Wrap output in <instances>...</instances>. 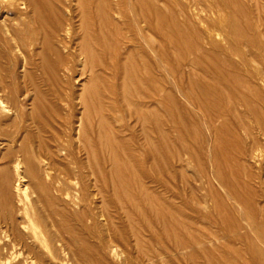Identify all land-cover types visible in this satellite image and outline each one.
<instances>
[{
  "label": "rangeland",
  "instance_id": "rangeland-1",
  "mask_svg": "<svg viewBox=\"0 0 264 264\" xmlns=\"http://www.w3.org/2000/svg\"><path fill=\"white\" fill-rule=\"evenodd\" d=\"M86 1L89 3L87 4ZM135 1L45 0L52 9L45 11L46 8L42 7L40 17L27 0H0V181L2 185L4 183L8 185L7 188L0 182V238L2 239L5 233L12 232L11 223L21 229V221L27 220L25 214L27 212L39 224L46 239L45 245L48 246L44 248L40 240H36L34 246L42 250L40 258L42 262L39 261L37 264L61 262L62 264L70 262L71 264H258L260 263L258 257L249 251L248 246L252 243L254 247L264 249L260 238L259 240L257 238L259 220L264 219L262 217L264 216V51H262L264 29L258 28L256 31L257 38L260 39V42L255 44L257 47L241 45L243 50L237 48V53L234 51L233 54L224 44L223 36L219 35V37L212 31V21L221 13L218 9V11L215 8L211 9L213 0H153L168 18L184 23V26L187 25L189 29L191 27L190 30H194L190 31L192 33L188 31V35L186 31L187 36L184 38L197 47L194 52H185L184 56V53L176 48L182 37H178L174 29L171 32L170 28L164 30L167 32L164 36L151 29H145L144 23L139 20L134 10ZM87 7L90 11L85 9ZM215 11L220 13H214ZM103 12L104 15L108 14L109 21ZM151 22L153 23V18ZM193 33L197 35L194 36ZM214 35L219 45L218 50L214 49V52L216 50L218 53L213 55L211 39H214ZM147 38L149 49L145 43ZM99 40H105L104 42L110 47L108 50L104 49L106 53L101 52L102 48L98 49ZM84 41H88L86 43L98 49L93 47L91 56L93 60H87L89 64L92 62V65L86 64V59L77 55L78 48ZM188 41L187 43H190ZM111 47H116L118 52H115V49L112 51ZM51 48L58 50L63 57H67L71 61L68 62L70 65H65L67 59L63 60L55 55ZM144 49L146 52H143ZM162 49L167 55L166 62L158 66L156 54ZM113 52L116 53L117 71L120 70L116 77L111 71L113 65L110 66L113 63ZM182 55L185 58H182ZM75 57L77 59L74 61ZM145 57L149 62L143 63ZM243 57L246 58L247 63ZM108 59L110 61L105 63ZM192 59H195L196 63L200 61L196 64L191 61ZM94 63L98 66L93 65ZM100 63H104L106 67L104 68V65L99 67ZM215 63L219 66L217 67L218 64ZM71 64H73L72 69ZM48 68L56 75L50 72L49 74ZM65 68L68 70L64 72ZM126 68L129 69L128 72ZM215 68L222 69V75L225 72V77L232 86L229 81L228 83L225 81L227 78L215 74ZM130 70H133V73L137 72L135 73L137 79L142 77L138 86L149 87L146 85L152 81V84L149 82L150 87L146 90L138 88L137 79L134 78L135 82L134 79L130 82L128 76V79H125L126 75L132 73ZM231 72L237 73L238 78L235 76V79L237 81L240 79L239 82L235 81V84L232 82L235 79ZM66 73H69V76ZM143 77L150 79L146 83ZM241 82L245 85L238 84ZM236 84L239 88L233 90L232 87ZM197 85L212 92L208 93L206 90L201 94L204 91L198 86L202 95L200 97ZM134 86H137L136 89ZM159 86L166 95L163 105H159V93L155 91L156 95L154 92ZM132 88L135 94L137 88H141L140 91L147 92L149 89L152 92L148 93V99H146L148 96L143 97L145 95L142 94L140 100L144 103L135 105L132 103L135 98L133 91L130 90ZM118 89L122 97L117 94ZM110 91L111 93L116 91L117 97ZM213 92L219 96L215 99L217 98L221 103L211 99L214 97ZM208 94L211 98L205 97L209 96ZM243 95L244 101L241 98ZM64 97L69 101L66 99V102ZM197 98H200L202 103ZM214 103L218 106L216 107ZM201 104L208 109L210 115L203 111L205 109ZM134 111L142 112L140 114L144 119L151 113L162 115L157 116L162 120V131L166 134L164 136L163 132L166 141H164L166 144L164 142L163 144L166 147L162 153L165 154L162 156L161 153L158 154L163 157L162 159L157 155L154 156L155 158L152 155L146 157V150L142 151L147 145L146 136L150 135L148 137L150 139L152 133L150 134L149 131L147 132L149 135L144 136L142 117L139 116L141 119L135 121L134 114H137L136 118L140 114ZM214 112L218 115L216 113L215 116ZM128 115L130 118H127ZM114 116L118 121L121 118V121L118 122ZM80 117L86 118L83 119V128L88 132L84 129L82 140L77 138L78 135L76 136L80 128L78 122ZM40 118L46 119L47 125L43 120L42 126L39 123ZM55 120L58 121V123L56 121L57 126L54 125ZM65 121L69 122V127L66 125L68 122ZM48 124H51V127H47L50 126ZM68 129L71 131L69 132ZM15 130L18 133L13 141H10L9 134L10 132L11 135L15 134ZM67 132L72 134L70 140L69 135H66ZM86 137L88 140L85 139ZM153 137L155 138V134ZM44 138L46 141H43ZM130 139L133 141H129ZM155 140L152 142H157ZM112 141L116 143L115 146L110 143ZM22 142L23 147L20 146ZM38 142H40L39 146ZM82 142L83 144L86 142L84 146ZM66 143L69 148L68 155L64 150ZM85 146L89 149H85ZM111 147L115 150H111ZM87 150L90 154H87ZM47 153L50 159L47 158ZM17 162L18 164L21 162L19 166L17 165L19 171L16 169L19 175L14 173ZM65 172L69 174L66 175ZM5 177L8 178L6 179L9 180L8 182ZM17 181L21 187L27 186L28 198L20 194L21 201L19 195L16 196ZM74 183L79 186L77 184L75 186ZM54 184L56 187H61L59 192L52 187ZM4 187L6 191H3ZM52 208L57 210L56 214L60 209H64L66 215L64 218L60 210L63 216L61 212H59L61 218L59 214L54 215V222L56 224L64 222L60 224H67L66 227L72 229L70 236L68 233L62 234V237L65 235L63 238H66L64 245L60 244L62 243L60 241L57 244V231L50 226L51 221L47 214ZM78 216L82 220H79ZM78 220L82 222L79 223ZM68 223L72 226H68ZM61 245L65 248H61ZM3 253L5 255V251ZM19 256V259H22L23 255Z\"/></svg>",
  "mask_w": 264,
  "mask_h": 264
},
{
  "label": "bare ground",
  "instance_id": "bare-ground-1",
  "mask_svg": "<svg viewBox=\"0 0 264 264\" xmlns=\"http://www.w3.org/2000/svg\"><path fill=\"white\" fill-rule=\"evenodd\" d=\"M26 1V0H25ZM126 1V0H125ZM27 2H28V4H30L31 5V7H32V9H33V11L37 14V16H40V11H41V8L43 7V9H44V7L46 8L45 9V11L47 10V9H49V10H51L52 9V7H50V5H48V3L47 2H45V0H27ZM26 2V3H27ZM54 2V1H53ZM84 2H85V0H84ZM136 2V7H135V9L134 10H136V14H137V16L139 17V20H141L143 23H144V26H145V29H151V30H153V31H156V32H158V34L160 35V36H164L165 35V32L166 31H164V30H166V29H169L170 30V32H171V30H173V31H175L174 33H176L177 34V36L178 37H182L181 39L180 38H178V40L180 39V40H182L181 42H178L177 43V49H179L180 51H182L183 53V55L185 56L186 54H185V52H191V51H193L197 46H195L194 47V45H192V42L190 41V43H187V41L188 40H186V38H184V37H186L187 35H188V31H189V33H192V32H190V31H194V30H190L191 29V27H190V29H189V27L186 25V26H184L185 24L184 23H178V22H176V21H174L172 18H168V16H166V14L164 13V11H163V9L161 8V7H159L158 5H156L155 4V1H153V0H136L135 1ZM81 3V2H80ZM86 3H87V1H86ZM86 3L84 4V6L86 5ZM89 3V2H88ZM87 3V4H88ZM92 3V2H91ZM108 5V4H107ZM212 6V8L211 9H213V8H215L216 10L218 9V10H220L221 11V13H222V15H221V13H220V11L218 12V13H220V16L218 17V15H216V14H214L215 16H217L218 18H216L215 20H213L212 22V31H214V34H216V35H222L223 36V38H222V40H224L225 42H224V44L225 45H227V47L231 50V52H233V54H235V52H236V50H237V48H239L238 50H240V48L242 49V47H247V46H253V45H255L256 43H259L260 42V39L259 38H257V34H256V31H258L257 29L258 28H261V29H264V0H215V2H214V0H213V2H212V4H211ZM100 6V5H99ZM216 6V7H215ZM91 7V6H90ZM96 8V7H95ZM105 9H106V7H104ZM103 8V9H104ZM107 8H108V6H107ZM83 9V8H82ZM87 11H90V10H88V7L87 8H85ZM90 9V8H89ZM104 9V10H105ZM125 9V8H124ZM84 10V9H83ZM214 10V9H213ZM212 10V11H213ZM217 10V11H218ZM82 11V10H81ZM95 11V10H94ZM107 11V13H108V10H106ZM129 11V10H128ZM127 10H126V12H128ZM217 11H215L214 13H217ZM53 12H55V11H53ZM86 13V12H85ZM84 13V14H85ZM92 13V12H91ZM106 13V12H105ZM217 13V14H218ZM93 14H94V12H93ZM97 14V13H96ZM95 14V15H96ZM99 14V13H98ZM103 15H104V12H103ZM56 16H57V14H56ZM88 16H90V15H88ZM104 16H106L107 18H108V21H109V17H108V14L107 15H104ZM36 17V16H35ZM41 17V16H40ZM47 18V17H46ZM89 18V17H88ZM152 18H153V23L151 22L152 21ZM89 19H92V18H89ZM104 19V18H103ZM105 21L107 20L106 18L104 19ZM90 22H92V21H90ZM93 23V22H92ZM105 23V22H104ZM110 23H112V22H110ZM4 24V23H3ZM108 24V23H107ZM93 25V24H92ZM112 25V24H111ZM130 25V24H129ZM104 26V25H103ZM84 27H85V24H84ZM111 27V26H110ZM116 27V26H115ZM132 27V26H131ZM90 28V27H89ZM101 28H102V26H101ZM108 28V27H107ZM114 28V27H113ZM106 29V28H105ZM147 29V30H148ZM193 29V28H192ZM260 30V29H259ZM89 31V30H88ZM104 31V30H103ZM106 31H108V30H106ZM116 31V30H115ZM152 31V32H153ZM186 31H187V35H186ZM105 32V31H104ZM147 32V31H146ZM155 32V33H156ZM163 32H164V34H163ZM92 33V32H91ZM167 33V32H166ZM259 33V32H258ZM113 34H115L114 33V31H113ZM151 34V33H150ZM157 34V35H158ZM195 33H193V35H194ZM262 34H264V33H262ZM42 35V34H41ZM173 35V34H172ZM190 35V34H189ZM197 34H195L194 36H196ZM260 35V34H259ZM99 36V35H98ZM101 36V35H100ZM105 36V35H104ZM104 36H103V38H104ZM176 36V35H175ZM191 36V35H190ZM116 37V36H115ZM220 37V36H219ZM100 38V37H99ZM110 38V37H109ZM158 38V37H157ZM164 38H166V37H164ZM190 38V37H189ZM192 38V37H191ZM158 39H161V40H163L162 38H158ZM188 39V38H187ZM214 39H215V35H214ZM211 39V44H212V47H213V50H212V52L211 53H213V55L214 54H217L218 53V51H217V53H216V50H218L217 49V47H218V42L216 41L217 39ZM101 40H103V39H101ZM101 40H99V42L97 41V44L99 45V47H98V49L99 50H101L100 48H102L103 50H101V52L103 53H106L105 51H104V49H106V50H108V45L104 42V41H101ZM194 40V39H193ZM158 41V40H157ZM188 41V42H189ZM262 41H264V40H262ZM86 42H88V41H86ZM85 41L80 45V48H78V51H77V55H80L81 57L83 56V58L84 59H86V61L87 60H93V58L91 57L92 56V48L94 47V49L96 48V46H93L92 47V45H90V43L88 44V43H86ZM108 42V41H107ZM176 42V41H175ZM198 42V41H197ZM66 43V42H65ZM146 45H148L147 47H148V49H149V39L147 38L146 39ZM181 43V44H180ZM15 44V43H14ZM163 44V43H162ZM194 44H196V42L194 43ZM198 44H200L199 42H198ZM240 45V47H237V46H239ZM241 45H242V47H241ZM243 45H245V46H243ZM259 45V44H258ZM262 45H264V44H262ZM52 46H54V45H52ZM256 47H257V45H255ZM114 47V46H113ZM198 47H199V45H198ZM249 47V48H250ZM216 48V50H215V52H214V49ZM227 48V49H228ZM262 48H264V47H262ZM52 49V48H51ZM94 49H93V51H94ZM97 49V48H96ZM97 49V50H98ZM109 49H110V47H109ZM113 49H115L114 51L115 52H118V49L115 47V48H112L111 47V50L113 51ZM134 48H132V50H133ZM220 49V48H219ZM227 49H225V51L227 50ZM228 49V50H229ZM48 50V49H47ZM52 50H54V49H52ZM233 50V51H232ZM243 50V49H242ZM255 50V49H254ZM235 51V52H234ZM257 51V50H256ZM262 51H264V49H262ZM52 52V51H51ZM54 53H55V55H58V56H60L61 57V59H67V57H63L62 55H60L59 54V51L57 50V51H53ZM95 52V51H94ZM143 52H146L145 51V49L143 50ZM194 52V51H193ZM220 52V51H219ZM229 52V51H228ZM240 52V51H239ZM251 52V51H250ZM259 52H261V51H259ZM58 53V54H57ZM97 53H99V52H97ZM102 53H100V57H102L101 55H102ZM132 53V52H131ZM210 53V52H209ZM227 53V52H226ZM237 53V52H236ZM241 53V52H240ZM70 54H72L71 52H70ZM113 54H114V52H113ZM112 54V55H113ZM118 54V53H117ZM133 54V53H132ZM239 54V53H238ZM242 54H244V53H242ZM261 54V53H260ZM54 55V54H53ZM74 55V54H73ZM97 55V54H96ZM99 55V54H98ZM105 55H107V54H105ZM104 55V56H105ZM131 55V54H130ZM151 55V54H150ZM182 55V56H183ZM225 55V54H224ZM230 55H232V53L230 54ZM75 56V55H74ZM74 56H73V58H74ZM107 56H109V55H107ZM111 56V55H110ZM143 56V55H142ZM147 56V55H146ZM166 52L164 53V50L162 49V51L161 50H159L158 52H157V54H156V59H157V64H158V66H160V65H162L163 63H165L166 62ZM181 56V57H182ZM182 57V58H185V57ZM201 56V55H200ZM203 56V55H202ZM205 56V55H204ZM216 56H218V55H216ZM242 56H244V55H242ZM255 56V55H254ZM262 56V55H261ZM71 57H72V55H71ZM144 57V56H143ZM148 57V56H147ZM147 57H145L146 59L144 60V62L143 63H146L145 61H147V62H149V60H148V58ZM181 57H180V59H181ZM198 57V56H197ZM206 57H207V54H206ZM219 57V56H218ZM225 57V56H224ZM227 57H229V56H227ZM241 57V56H240ZM245 57V56H244ZM243 57V58H244ZM252 57V56H251ZM45 58V57H44ZM73 58H72V60H73ZM99 58V57H98ZM106 58V57H105ZM139 58V57H138ZM137 58V59H138ZM195 58V57H194ZM205 58V57H204ZM210 58V57H209ZM208 58V59H209ZM242 58V59H243ZM257 58V57H256ZM47 59V58H46ZM77 58L75 57V59H74V61L76 60ZM100 59V58H99ZM134 59V58H133ZM197 59V58H196ZM201 59V58H200ZM206 59V58H205ZM215 59V58H214ZM213 58H212V60H214ZM218 59V58H217ZM216 59V60H217ZM224 59H226V57L224 58ZM224 59H222V60H224ZM228 59V58H227ZM245 60H246V58H244ZM243 59V60H244ZM70 60H71V58H70ZM82 60V59H81ZM91 60V61H92ZM115 60H116V53L112 56V61H113V63H111V65L110 66H112V74H113V76H117V73H119L118 71H120V70H118L117 71V69H118V67H117V62H115ZM184 60V59H183ZM231 60V59H230ZM242 60V61H243ZM244 60V61H245ZM58 61V60H57ZM100 61V60H99ZM110 60L108 59L107 60V62H105V63H108ZM136 61V60H135ZM192 62H194V63H196V60L195 59H192L191 60ZM200 61V60H199ZM199 61L196 63V64H198L199 63ZM244 61H243V63H244ZM61 61H59V63H60ZM64 62H66V61H64ZM68 62H70L71 63V61H69L68 59H67V64L65 63V65H70V64H68ZM73 62V61H72ZM84 62H85V60H84ZM88 62V61H87ZM86 62V64H89V62L87 63ZM98 62V61H97ZM134 62V61H133ZM201 62L203 63V61L201 60ZM92 63V62H91ZM90 63V64H91ZM246 63H247V60H246ZM61 64V63H60ZM59 64V65H60ZM86 64H84V65H86ZM89 64V65H90ZM97 65V63H94L93 65ZM131 64V63H130ZM136 64H137V61H136ZM151 64V63H150ZM215 64H218V63H215ZM214 64V65H215ZM222 64V63H221ZM238 64V63H237ZM72 65L73 64H71V66H70V68L72 67ZM92 65V64H91ZM100 65L101 66H99V67H102L103 65V67L105 68L106 67V65L104 64V63H100ZM108 65V64H107ZM129 65V64H128ZM134 65V64H133ZM133 65H130L131 67H133ZM147 65H148V63H147ZM235 65V64H234ZM234 65H232V67L234 66ZM62 66V65H61ZM63 66H64V64H63ZM62 66V69H64V67ZM98 66V65H97ZM130 66H128L129 67V69H130ZM150 66V65H149ZM219 66V64L217 65V67ZM44 67H46V66H44ZM60 67V66H59ZM67 67V66H66ZM136 67V66H135ZM144 67V66H143ZM216 67V66H215ZM47 68V67H46ZM54 68V67H53ZM61 68V67H60ZM84 69H85V67H83ZM89 68H91V67H89ZM134 68V67H133ZM138 68V67H137ZM150 68V67H149ZM214 68V67H213ZM234 68H236V72H237V67H236V65H235V67ZM50 69H52V68H50ZM56 70H57V68H55ZM72 69V68H71ZM127 69V68H126ZM129 69H127V71L126 72H128V70ZM132 69V68H131ZM216 70H215V74H217V75H219V76H223L222 78H227V77H225V72H224V75H222V73H221V71H222V69L220 70V69H218V68H215ZM61 70V69H60ZM66 70H68V68L66 69L65 68V70H63L64 72L66 71ZM224 70V69H223ZM58 71H59V69H58ZM132 73H133V70H130ZM239 71V70H238ZM257 71V70H256ZM50 72V70H49V68H48V73ZM71 72V71H70ZM131 72H129V73H131ZM213 72V71H212ZM50 73H52V74H55L56 75V73L54 72H50ZM49 73V74H50ZM128 74V75H126V78L125 79H128L127 78V76L129 77V81L130 80H133L134 78L135 79H137V77H135V73H137L136 71H135V73H133V74ZM232 73V72H231ZM230 73V74H231ZM234 73V72H233ZM232 73V77L235 79V76L238 78V76L236 75V74H233ZM67 74V73H66ZM69 74V73H68ZM67 74V76H69ZM111 74V73H110ZM214 74V73H213ZM137 75V74H136ZM141 75V74H140ZM227 75H229V74H227ZM145 77V76H144ZM143 77V78H144ZM231 77V80H233V78ZM98 79V78H97ZM124 79V80H125ZM135 79H134V82H135ZM146 78H144L143 79V81H145L146 83H147V81H149V79L150 78H148L147 77V79L145 80ZM127 80V81H128ZM142 80V77H140V78H138L137 79V86H138V84H139V81H141ZM217 80V79H216ZM127 81H126V83H127ZM212 81V80H211ZM218 81H220V80H218ZM225 81H227V83H228V81H229V79L227 78ZM235 81L236 82H239L240 81V79H239V81H237V79H235L234 81H232L234 84H235ZM124 82V81H123ZM131 82V81H130ZM150 82V81H149ZM149 82L147 83L148 85H146L145 83V85L146 86H149L150 87V85H149ZM195 82V81H194ZM245 82H247V81H244V83ZM126 83H124L125 85H126ZM129 83V82H128ZM141 83H143V82H141ZM140 83V84H141ZM229 83H231L230 81H229ZM135 84V85H136ZM150 84H152V81L150 82ZM217 84V83H216ZM220 84V83H219ZM239 85H245V84H243L242 82L241 83H238ZM238 84H236V86L235 85H233V90L235 89H237V88H239L237 85ZM203 85V84H202ZM227 85H229V84H227ZM231 86H232V83L230 84ZM229 85V86H230ZM89 86V85H88ZM131 86V85H130ZM137 86H134V88L136 89V87ZM199 85H197V89H198V91H199V95H200V88L202 89V91H204V92H202L201 94H204L205 92H206V90H204L202 87H198ZM204 86V85H203ZM226 86V85H225ZM235 86V87H234ZM111 87H113V86H111ZM110 87V88H111ZM117 87V86H116ZM139 87H141V88H145L144 86L142 87V86H138V88ZM149 87H146L145 88V90L147 89V88H149ZM154 87V86H153ZM207 87H209V86H207ZM246 87H247V84H246ZM248 87H250L249 85H248ZM114 88H115V86H114ZM119 88V87H118ZM131 88V87H130ZM134 88H132V89H130V90H134ZM137 88V90H136V94H135V92L133 91H131L132 92V94L133 95H135V98H134V96H131V98H134L133 100H132V103H134L135 105H137L138 103H144V102H141V100H140V96H142V94L143 95H145V96H143V97H146V96H148L146 99H148L149 98V92H152L151 90L149 91V89L147 90V92L144 90V91H140V90H142L141 88L140 89H138ZM210 88H212V87H210ZM221 88V87H220ZM223 88H224V86H223ZM254 88V87H253ZM128 89V88H127ZM156 89V90H155ZM154 89V92L156 91V92H158L159 93V105H163L164 104V102H165V100H164V96H166V95H164V90H163V88L162 87H158V88H155ZM228 89V88H227ZM230 89V88H229ZM250 89H251V87H250ZM255 89V88H254ZM116 90V89H115ZM119 90L120 89H118V95L121 93H119ZM212 90H214V88H212ZM225 90V89H224ZM93 91V90H92ZM111 91H112V89H111ZM111 91H110V93H111ZM123 91V90H122ZM140 91V92H139ZM163 91V92H162ZM208 91V90H207ZM209 91H211V90H209ZM209 91H208V93H209ZM215 91H217V90H215ZM214 91V92H215ZM230 91V90H229ZM96 92H98V91H96ZM125 92V91H124ZM131 92H129L130 94H131ZM153 92V93H154ZM156 92H155V94H156ZM212 92V91H211ZM213 92V93H214ZM114 93V94H113ZM115 93H116V91L115 92H112L111 94L114 96L115 95ZM128 93V92H127ZM163 93V94H162ZM197 93V92H196ZM229 93V92H228ZM230 93H231V91H230ZM232 93H233V91H232ZM122 94V93H121ZM120 94V95H121ZM131 94V95H132ZM207 94V93H206ZM226 93L224 92V95H225ZM88 95H90V94H87V96ZM127 95V94H126ZM157 95V94H156ZM209 96H205V97H208V98H211L210 97V94H208ZM231 95H233V94H231ZM245 95V94H244ZM244 95L241 97L242 99H243V97H244ZM253 95V94H252ZM66 96V95H65ZM116 96V95H115ZM196 96H198V95H196ZM196 96H195V99H196ZM202 95H200V97H201ZM212 96H214L213 98H211V99H214L213 101L215 102H218V103H221V102H219L218 101V99L216 100L215 99V97L217 96V95H215V93L212 95ZM228 96V95H227ZM239 96V95H238ZM255 96V95H254ZM84 97V96H83ZM117 97V96H116ZM115 97V100L117 99ZM121 97H122V95H121ZM127 97V96H126ZM217 97H219V96H217ZM223 97V96H222ZM229 97V96H228ZM246 97V96H245ZM88 98V97H87ZM66 102H67V98H63ZM67 99V100H66ZM79 99V98H78ZM145 99V100H146ZM200 99V98H199ZM198 98H197V100L198 101H200ZM207 99V98H206ZM220 99V98H219ZM238 98H236V100H237ZM245 99V98H244ZM244 99H243V101H244ZM89 100V99H88ZM135 100V101H134ZM143 100V99H142ZM145 100H143V101H145ZM228 100H230V99H228ZM239 100V99H238ZM249 100V99H248ZM69 101V100H68ZM197 101V102H198ZM202 101V100H201ZM200 101V103H202ZM212 100H211V102H213ZM224 101V100H223ZM1 102V101H0ZM65 102V103H66ZM147 102V101H146ZM145 102V103H146ZM36 103H37V101H36ZM91 103V102H90ZM203 103H204V100H203ZM31 104V103H30ZM67 104V103H66ZM86 104H87V102H86ZM88 104H89V101H88ZM167 104V103H166ZM213 104V103H212ZM215 104V106L217 105L216 103H214ZM231 104H232V102H231ZM40 105V104H39ZM202 105V104H201ZM207 105H209L208 104V102H207ZM246 105V104H245ZM249 105V104H248ZM247 105V106H248ZM33 106V105H32ZM88 105H86V107H87ZM100 106V105H99ZM99 106H98V109H100L101 108V106H100V108H99ZM147 106V105H146ZM166 106V105H165ZM198 106H199V104H198ZM204 105H202L201 107H203ZM218 106V105H217ZM216 106V107H217ZM232 106V105H231ZM246 106V107H247ZM250 106V105H249ZM42 107H43V105H42ZM54 107V106H53ZM86 107H85V109H86ZM205 107V106H204ZM203 107V108H204ZM32 108V107H31ZM92 108V107H91ZM163 109H164V107H162ZM199 108V107H198ZM230 108V107H229ZM36 109V108H35ZM45 109V108H44ZM43 109V110H44ZM87 109H90V108H87ZM96 109V108H95ZM205 110H203L204 112L206 111H208V109L207 108H204ZM207 109V110H206ZM18 110V109H17ZM101 110V109H100ZM214 110V109H213ZM217 110V109H216ZM254 110V109H253ZM15 111V110H14ZM38 111V110H37ZM93 111V110H92ZM97 111V110H96ZM209 111H211V110H209ZM251 111H252V109H251ZM17 112V111H16ZM33 112V111H32ZM57 112V111H56ZM101 112V111H100ZM134 112H138V111H134ZM41 113V112H40ZM43 113V112H42ZM98 113V112H97ZM141 114H142V112H140ZM139 112H138V114H140ZM148 113V112H147ZM149 113H151L150 111H149ZM215 113V116H216V113L217 112H214ZM34 114V113H33ZM56 114V113H55ZM60 114V113H59ZM128 114H131L132 115V113H129L128 112ZM138 115V118H136L137 116V114L135 113L134 115H135V121H137L139 118L141 119V117H142V115ZM156 115H154V114H150V116H147L145 119L142 117V119H144V121L141 119V121H142V125L144 126V133H145V135L144 136H146V135H149L148 133H149V131H150V134H151V136L153 137V135L155 134V138L153 137H151L152 138V140H151V138L149 139L148 137L150 136H146V138H145V141H146V143L145 144H147L146 146H145V149L144 150H142L143 152L146 150V152H145V155H146V157L148 156H150L151 157V155L154 157L155 155H157V156H159L160 157V155H158V154H160L161 153V156L163 155V154H165V153H162L164 150V147H166V141L164 140V136H166V134H165V132L164 131H162L163 130V128H162V124H161V121L162 120H160L157 116H162V115H158L157 113H155ZM162 114V113H161ZM207 114L208 115H210V113L209 112H207ZM206 114V115H207ZM23 115V114H22ZM58 115V114H57ZM61 115V114H60ZM148 115V114H147ZM212 115V114H211ZM217 115H218V113H217ZM55 116V115H54ZM53 116V119H55V117ZM129 117H127V118H130V115H128ZM139 116H141V117H139ZM205 116V115H204ZM61 117V116H60ZM71 117V116H70ZM87 117V116H86ZM114 117H116V116H114ZM132 117H134L133 115H132ZM145 117V116H144ZM210 117H213V116H210ZM51 118V117H50ZM68 118H69V116H68ZM90 118V117H89ZM88 118V119H89ZM112 118H113V116H112ZM52 119V120H53ZM66 119V118H65ZM64 119V120H65ZM83 119H86V118H83V117H80V121H78L79 122V126H80V128H79V130H78V132L75 130V132H77L78 134H76V136H77V138L79 139V140H82L83 139V137H81V135H82V133L84 132V129H86V128H83ZM87 119V120H88ZM116 120L118 119L117 117L115 118ZM115 119H114V121H115ZM120 120L119 121H121V118H119ZM137 119V120H136ZM183 119V118H182ZM211 119V118H210ZM228 119V118H227ZM40 121H39V123L40 124H42L43 122H45V121H47L46 119L44 120V119H42L41 120V118L39 119ZM44 120V121H43ZM68 120V119H67ZM90 120H92L91 118H90ZM101 120V119H100ZM179 120V119H178ZM41 121H43V122H41ZM56 121L57 120H55V124L54 125H56ZM58 121H60L59 119H58ZM58 121H57V123H58ZM118 121V120H117ZM118 121V122H119ZM140 121V122H141ZM210 121V120H209ZM217 121V120H216ZM227 121V120H226ZM229 121V120H228ZM49 122V121H48ZM62 122V125H63V121H61ZM68 121H65V123H67ZM86 122H88V121H86ZM116 122V121H115ZM139 122V121H138ZM208 122V121H207ZM31 123H33V122H31ZM46 123V122H45ZM50 123H52L51 121H50ZM92 123V122H91ZM90 123V124H91ZM131 123H133V122H131ZM144 123H145V125H144ZM37 124V123H36ZM68 124H69V122L66 124L67 125V127H69L68 126ZM77 124V123H76ZM88 124H89V122H88ZM93 124V123H92ZM91 124V125H92ZM134 124V123H133ZM163 124H164V122H163ZM213 124V123H212ZM46 125H47V123H46ZM48 125H50V126H47V127H51V124H48ZM53 125V126H54ZM110 125V124H109ZM226 125V124H225ZM42 126H43V124H42ZM57 126V125H56ZM78 126V127H79ZM99 126V125H98ZM128 126V125H127ZM147 126L149 127V128H147ZM21 127V126H20ZM55 127V126H54ZM54 127H52V128H54ZM78 127H77V129H78ZM89 127V126H88ZM103 127H104V125H103ZM107 127V126H106ZM120 127V126H119ZM135 127V126H134ZM213 127V126H212ZM18 127H16V129H17ZM89 128H91V127H89ZM127 128V127H126ZM125 128V129H126ZM136 128V127H135ZM162 128V129H161ZM19 130L21 129V128H18ZM38 129V128H37ZM50 129V128H49ZM70 129V128H69ZM68 129V131L70 132L71 130H69ZM120 128H118V130H119ZM228 129V128H227ZM41 130V129H40ZM81 130H83L82 132H81ZM107 130H109V129H107ZM16 131V130H15ZM26 131V130H25ZM24 131V132H25ZM86 132H87V129L85 130ZM89 131V130H88ZM115 131V130H114ZM113 131V134H115V132ZM146 131V132H145ZM195 131V130H194ZM56 132V131H55ZM69 132H67L66 133V135L68 136V139H69V137L72 135L71 133L69 134ZM137 132V131H136ZM140 132V131H139ZM148 132V133H147ZM163 132H164V136H163ZM189 132V131H188ZM17 131H16V133L15 134H13V135H11L12 134V132H10V141H13V138L14 137H16V135H17ZM33 133V132H32ZM88 133V132H87ZM104 133V132H103ZM121 133V132H120ZM147 133V134H146ZM195 133V132H194ZM56 134V133H55ZM60 134V133H59ZM6 135H7V133H6ZM35 135V134H34ZM57 135H58V133H57ZM56 135V136H57ZM62 135V134H61ZM5 136V135H4ZM8 136V135H7ZM35 136H37V135H35ZM50 136V135H49ZM53 136H54V134H53ZM55 136V137H56ZM89 136V135H88ZM72 137V136H71ZM197 137V136H196ZM7 138V137H6ZM50 138H51V136H50ZM50 138H48V139H50ZM76 138V139H77ZM82 138V139H81ZM89 138V137H88ZM96 139H97V137H95ZM20 139V138H19ZM56 139V138H55ZM55 139H54V141H55ZM85 139H87V137L85 138ZM122 139V138H121ZM154 139H156L155 141H157V142H155V143H153L154 141ZM8 140V141H9ZM16 140V139H15ZM53 140V139H52ZM70 140V139H69ZM88 140V139H87ZM90 140V139H89ZM92 141H93V139H91ZM98 140V139H97ZM110 140V139H109ZM24 141V140H23ZM43 141H46L45 140V138H44V140ZM102 141V140H101ZM105 141H107V139L105 140ZM111 141V140H110ZM129 141H133V140H129ZM153 141V142H152ZM165 141V142H164ZM25 142V141H24ZM27 142V141H26ZM41 142H42V139H41ZM84 142V141H83ZM83 142L81 143L83 146L85 145V143L83 144ZM118 142V141H117ZM121 142V141H120ZM163 142L165 143V144H163ZM13 143V142H12ZM19 143H20V141H19ZM40 142H38V146L40 145L39 144ZM43 143H45V142H43ZM67 143H68V141H67ZM66 143V144H67ZM71 143V142H70ZM102 143V142H101ZM109 143V142H108ZM107 142H106V144H108ZM110 143H112V144H114L113 143V141L112 142H110ZM109 143V144H110ZM119 143V142H118ZM117 143V146L119 145ZM128 143V142H127ZM143 143V142H142ZM99 144H100V142H99ZM108 144V145H109ZM19 145V144H18ZM88 145H90L89 146V148L91 147V144H90V142L88 143ZM93 145V144H92ZM98 145V144H97ZM111 145V144H110ZM116 145V143L114 144V145H112V146H115ZM165 145V146H164ZM21 147H23L24 146V143L22 142V145H20ZM19 146V147H20ZM68 146V144L66 145V147L64 148V150H65V154L66 155H68V151H69V148L67 147ZM94 146V145H93ZM107 146V145H106ZM131 146V145H130ZM82 147V146H81ZM86 147V148H85ZM84 148L85 149H89V148H87L88 146H85ZM95 147V146H94ZM119 147V146H118ZM122 147V146H121ZM222 147V146H221ZM16 148V147H15ZM36 148H38V147H36ZM71 148V147H70ZM109 147H107V149H108ZM116 148V147H115ZM133 148V147H132ZM40 149V148H39ZM84 149V150H85ZM129 149V148H128ZM167 149V148H166ZM11 150V149H10ZM19 150H20V148H19ZM91 150V149H90ZM95 150V153H96V149H94ZM104 150V149H103ZM111 150H115L114 149V147L112 148L111 147ZM118 150V149H117ZM116 150V151H117ZM127 150V149H126ZM133 150V149H132ZM251 150V149H250ZM23 151H25V149L23 150ZM89 150H87V152H88ZM109 151V150H108ZM115 151V152H116ZM131 151V150H130ZM129 151V152H130ZM166 151V150H165ZM19 152V151H18ZM35 152V151H34ZM38 152V151H37ZM71 152V151H70ZM86 152V151H85ZM90 152V151H89ZM87 153V154H90V153ZM112 152V151H111ZM115 152H113V153H115ZM118 152V151H117ZM136 152V151H135ZM92 153V152H91ZM196 153V152H195ZM11 154V153H10ZM36 154V153H35ZM38 154V153H37ZM49 153H47V158H49L50 157V155H48ZM112 154V153H111ZM130 154V153H129ZM134 154V153H133ZM177 154V153H176ZM101 155V154H100ZM132 155V154H131ZM27 156V155H26ZM25 156V158H27ZM118 156V155H117ZM132 157V156H131ZM133 157H134V155H133ZM199 157V156H198ZM20 158V157H19ZM18 158V161H20V159ZM96 158V157H95ZM111 158V157H110ZM115 158V157H114ZM118 158V157H117ZM121 158V157H120ZM155 158V157H154ZM161 158V157H160ZM163 158V157H162ZM161 158V159H162ZM28 159V158H27ZM50 159V158H49ZM80 159V158H79ZM165 159V158H164ZM60 160V159H59ZM14 161V160H13ZM53 161V160H52ZM27 162H29V161H27ZM83 162V161H82ZM97 162V161H96ZM15 163V162H14ZM21 163V162H20ZM19 163V164H20ZM72 163V162H71ZM139 163V162H138ZM19 164H18V162L16 163V168L14 169L15 171H16V169H18L17 168V165L19 166ZM24 164V163H23ZM54 164V163H53ZM27 165V164H26ZM45 165V164H44ZM70 165V164H69ZM99 166V165H98ZM28 167V166H27ZM31 167V166H30ZM45 167V166H44ZM52 167V166H51ZM157 167V166H156ZM63 168H65L66 169V167H63ZM75 168V167H74ZM88 168H89V166H88ZM99 168V167H98ZM167 168V167H166ZM26 169H28V168H26ZM64 169V170H65ZM21 170V169H20ZM44 170H47V169H44ZM60 170V169H59ZM63 170V171H64ZM90 170V169H89ZM92 170V169H91ZM97 170V169H96ZM100 170V169H99ZM18 171H19V169H18ZM48 171V170H47ZM57 171V170H56ZM67 171H68V169H67ZM118 171V170H117ZM116 171V172H117ZM135 171V170H134ZM25 172V171H24ZM34 172V171H33ZM69 172V171H68ZM98 172V171H97ZM167 172V171H166ZM221 172V171H220ZM14 173H17V171L16 172H14ZM64 173V172H63ZM66 173V172H65ZM70 173V172H69ZM68 173V174H69ZM91 173V172H90ZM94 173V172H93ZM159 173V172H158ZM18 174V173H17ZM47 174H49V173H47ZM46 174V175H47ZM67 173H66V175H68ZM95 174V173H94ZM123 174V173H122ZM206 174V173H205ZM7 175V174H6ZM19 175V174H18ZM18 175H16V176H18ZM61 175V174H60ZM21 176V175H20ZM45 176V175H44ZM7 177V176H6ZM5 177V180L6 179H8V178H6ZM51 177V176H50ZM66 177V176H65ZM95 177H97V176H95ZM125 177V176H124ZM123 177V178H124ZM139 177V176H138ZM3 178H4V176H3ZM18 178V177H17ZM121 178V177H120ZM135 178V177H134ZM36 179V178H35ZM45 179V178H44ZM62 179V178H61ZM18 181H19V179H17ZM53 180H56V179H53ZM114 180V179H113ZM134 180V179H133ZM7 181V180H6ZM9 181V180H8ZM7 181V182H8ZM17 181V182H18ZM45 181V180H44ZM74 181V180H73ZM72 181V182H73ZM95 182H96V180H94ZM93 181V182H94ZM135 181V180H134ZM1 182V181H0ZM56 182H57V180H56ZM59 182V181H58ZM57 182V183H58ZM78 182V181H77ZM16 183V182H15ZM141 183V182H140ZM6 183H4L3 185H5ZM8 184V183H7ZM17 185H16V190L15 191H17L16 192V196L17 195H19V200H20V194H22L24 197H27L26 195H27V191H26V188H27V186L26 185H24V187H21V185L19 184V182L18 183H16ZM22 184V183H21ZM26 184V183H25ZM75 184V183H74ZM77 184V183H76ZM76 184H75V186H76ZM1 185H2V182H1ZM2 185V186H3ZM34 185V184H33ZM39 185V184H38ZM47 185V184H46ZM56 185H58V184H56ZM78 186H79V184H77ZM115 185V184H114ZM211 185V184H210ZM8 185H5V187H7ZM26 186V187H25ZM55 186V184L52 186L53 188H55L54 190L55 191H57V192H59V190H60V188L59 187H54ZM233 186V185H232ZM5 187L3 188V191L5 190ZM28 187H30V185L28 186ZM121 187V186H120ZM140 187V186H139ZM2 188V187H1ZM8 188V187H7ZM99 188V187H98ZM97 188V189H98ZM122 188V187H121ZM124 189V188H123ZM141 190H142V188H140ZM149 189V188H148ZM147 189V190H148ZM8 190V189H7ZM6 191V190H5ZM62 191V190H61ZM67 191V190H66ZM133 191V190H132ZM56 192V193H57ZM75 192V191H74ZM80 192V191H79ZM135 192V191H134ZM143 192V191H142ZM122 193V192H121ZM3 194H4V192H3ZM54 194V193H53ZM80 194V193H79ZM130 194V193H129ZM5 195V194H4ZM61 195V194H60ZM144 195H145V193H144ZM72 196V195H71ZM1 197V196H0ZM44 197V196H43ZM54 197V196H53ZM65 197H66V195H65ZM122 197V196H121ZM28 198V197H27ZM129 198V197H128ZM38 199V198H37ZM56 199V198H55ZM61 199V198H60ZM1 200V199H0ZM18 200V201H19ZM27 200H29V199H27ZM62 200H63V198H62ZM71 200V199H70ZM74 200V199H73ZM154 200V199H153ZM17 201V200H16ZM21 201V200H20ZM64 201V200H63ZM62 201V202H63ZM156 201V200H155ZM51 202V201H50ZM54 202V201H53ZM69 202V201H68ZM2 203V202H1ZM74 203V202H73ZM10 204V203H9ZM22 204V203H21ZM24 204V203H23ZM131 204V203H130ZM75 205V204H74ZM134 205V204H133ZM59 206V205H58ZM62 206V205H61ZM135 206H136V204H135ZM23 207V206H22ZM63 207V206H62ZM18 208V207H17ZM78 208V207H77ZM19 209V208H18ZM22 209V208H21ZM36 209V208H35ZM82 209V208H81ZM10 210H12V209H10ZM25 210V209H24ZM33 210V209H32ZM61 210V209H60ZM59 210V212H63V210H61L60 211ZM153 210V209H152ZM4 211H5V209H4ZM57 211V210H56ZM53 208L52 209H49V211H48V214H47V216H48V219H50V223H51V227L53 226L55 229H56V231H57V234L56 235H58V241H56L57 242V244H58V242L60 241V242H62V243H60V244H63V242L66 240V238L64 239L63 237L66 235V233H68L69 234V236H70V233L72 232V229H69L68 227H66V225L65 224H60V223H64V222H60V220H57L58 222H60V223H55L54 222V218H53V216L54 215H57L58 216V214H59V212H58V214H56L57 212H56ZM78 211V210H77ZM131 211V210H130ZM62 212H61V215H62ZM74 212V211H73ZM144 212V211H143ZM20 213V212H19ZM68 213V212H67ZM78 213V212H77ZM81 213H82V211H81ZM169 213V212H168ZM12 214V213H11ZM26 214V216H27V220L26 219H23V220H26V221H21L22 222V228L20 229L16 224H14V223H11V227H12V232H11V229L9 230L11 233L9 234V233H5V235H4V237L2 236V239L0 238V264H37V263H39V261L40 262H42L41 261V251L42 250H39L36 246H34V244L36 243V240H40V243H42L41 245H43V247L45 246V247H48V246H46L45 245V238L43 237V235H42V230H41V228L39 227V224H37L32 218H31V215H29L27 212L25 213ZM34 214V213H33ZM63 214H64V218H66V215H65V213L63 212ZM20 215V214H19ZM60 214H59V217L61 216ZM84 214L82 213V216H83ZM22 216V215H21ZM63 216V215H62ZM68 217H69V214L67 215ZM76 216V215H75ZM81 216V217H82ZM11 217V216H10ZM33 217V216H32ZM74 217V216H73ZM85 217V216H84ZM171 217V216H170ZM178 217V216H177ZM262 217H264V216H262ZM261 217V218H262ZM61 218V217H60ZM75 218H77V217H75ZM173 218V217H172ZM230 218V217H229ZM40 219V218H39ZM78 219L79 220H82V219H80L79 218V216H78ZM165 220L167 219L166 217L164 218ZM174 219V218H173ZM78 220V221H79ZM175 220V219H174ZM56 221V222H57ZM61 221H62V219H61ZM74 221V220H73ZM176 221V220H175ZM260 221V223H259V230H258V232H259V237L257 236V238H258V240H259V238H260V241H261V244H262V246H264V219H262V220H259ZM80 222H82V221H79V223ZM148 222H149V220H148ZM43 223V222H42ZM67 223V222H66ZM178 223V222H177ZM180 223V222H179ZM141 224V223H140ZM257 224V223H256ZM45 225V224H44ZM58 225V226H57ZM71 225V224H70ZM69 225V223H68V226H70ZM183 225V224H182ZM223 225V224H222ZM72 226V225H71ZM70 226V227H71ZM83 226V225H82ZM229 226V225H228ZM52 227V228H53ZM182 227V226H181ZM187 227V226H186ZM9 228H10V223H9ZM174 228H175V226H174ZM188 228V227H187ZM229 228V227H228ZM86 230V229H85ZM187 230V229H186ZM206 230V229H205ZM5 231V230H4ZM73 231H74V229H73ZM140 231V230H139ZM6 232V231H5ZM77 232H79V231H77ZM81 232V231H80ZM211 232V231H210ZM55 233V232H54ZM63 233H65V235L62 237V234ZM48 234V233H47ZM185 234V233H184ZM191 234V233H190ZM201 234V233H200ZM258 234V233H257ZM215 235V234H214ZM68 236V235H67ZM86 236V235H85ZM176 236V235H175ZM188 236V235H187ZM213 236V235H212ZM220 236V235H219ZM74 238H75V236H74ZM80 239H82V237H79ZM111 238V237H110ZM202 238V237H201ZM247 238H248V236H247ZM56 239V238H55ZM68 239H70V238H68ZM71 239H72V237H71ZM222 239V238H221ZM74 240V239H73ZM83 240H86V239H83ZM248 240V239H247ZM66 242V241H65ZM47 243V242H46ZM49 243V242H48ZM179 243V242H178ZM200 243V242H199ZM199 243H198V245H199ZM68 244V243H67ZM197 244V243H196ZM249 244V243H248ZM41 245H39V247L41 246ZM64 245V244H63ZM63 245H61L60 247L61 248H65V247H63ZM71 245V244H70ZM230 245V244H229ZM67 246V245H66ZM211 246V245H210ZM44 247V248H45ZM68 247H69V245H68ZM180 247V246H179ZM211 247H214V246H211ZM230 247V246H229ZM243 247V246H242ZM67 248V247H66ZM216 248V247H215ZM187 249V248H186ZM248 249H249V251L251 252V253H253L255 256H257L258 257V261L260 262V263H258V264H264V249H262V248H256V247H254V245L252 244V243H250L249 244V246H248ZM49 250V249H48ZM62 250V249H61ZM68 250H69V248H68ZM82 250V249H81ZM5 251V255H4V252ZM164 251V250H163ZM185 251V250H184ZM207 251V250H206ZM113 252V251H112ZM209 252V251H208ZM8 253V255H6ZM49 253V252H48ZM63 253H66V252H64L63 251ZM201 253H202V251H201ZM238 253V252H237ZM23 255V257H22V259L20 258L19 259V255ZM72 254V253H71ZM79 254V253H78ZM245 254V253H244ZM253 254L251 255V256H253ZM73 255V254H72ZM80 255V254H79ZM92 255V254H91ZM190 255V254H189ZM19 256V257H18ZM215 256V255H214ZM222 256V255H221ZM224 256V255H223ZM226 256V255H225ZM87 257V256H86ZM91 257V256H90ZM93 257V256H92ZM77 258L78 259H80V256H78L77 255ZM225 258V257H224ZM232 258V257H231ZM42 259H43V256H42ZM65 259V258H64ZM81 260V259H80ZM90 260V259H89ZM193 260V259H192ZM219 260V259H218ZM232 260V259H231ZM242 260V259H241ZM82 261V260H81ZM91 262H92V260H90ZM185 261V260H184ZM211 261V260H210ZM217 261V260H216ZM228 261V260H227ZM247 261V260H246ZM66 261H64V263H65ZM203 262V261H202ZM208 262V261H207ZM79 263H80V261H79ZM84 263V262H83ZM246 263H248V262H246ZM60 264H62V262L60 263ZM68 264V263H67ZM69 264H71V262L69 263ZM218 264H220V263H218ZM257 264V263H256Z\"/></svg>",
  "mask_w": 264,
  "mask_h": 264
}]
</instances>
